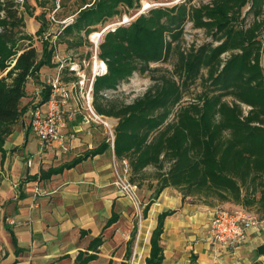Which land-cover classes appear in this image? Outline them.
I'll return each mask as SVG.
<instances>
[{"label":"trees","instance_id":"1","mask_svg":"<svg viewBox=\"0 0 264 264\" xmlns=\"http://www.w3.org/2000/svg\"><path fill=\"white\" fill-rule=\"evenodd\" d=\"M22 1L0 0L1 153L27 111L21 103L28 80L38 79L45 66L56 67L51 38L43 36L44 19L37 18L41 57L33 36L22 31V7L33 16L30 0ZM138 1L84 0V5H92L82 9L62 33L81 38L82 30L121 14L120 5L133 7ZM192 1L152 8L129 26L105 35L100 58L107 73L94 82L93 107L97 114L118 120L115 156L127 159L133 183L138 187L147 183L153 191L144 218L151 203L172 187L183 201L191 198L208 207L230 204L255 210L264 220V0H209L199 5ZM189 22L202 30L204 42L187 40ZM170 59L173 70L152 66ZM135 72L149 73L153 81L143 95L130 103L108 96ZM197 85L201 90L194 94ZM50 94L51 86H45L41 104ZM108 149L111 143L104 141L91 154ZM82 159L43 170L41 178L70 169ZM168 215L159 216L147 264L163 261L161 234ZM12 238L16 245L13 234ZM103 242L102 236L93 239L75 264L96 260Z\"/></svg>","mask_w":264,"mask_h":264},{"label":"crops","instance_id":"2","mask_svg":"<svg viewBox=\"0 0 264 264\" xmlns=\"http://www.w3.org/2000/svg\"><path fill=\"white\" fill-rule=\"evenodd\" d=\"M55 74L42 68L38 79L28 80L22 107L30 116L37 108L48 111L49 100L41 104L43 91ZM75 94L71 110L77 113L71 114L62 130L63 146L41 152L30 122L21 119L6 140L4 153L0 152V264H75L78 254L87 251L99 236L104 242L98 258L89 264H113V251L120 245L124 246L120 264H130L135 246L140 258L136 254L134 264H147L153 231L159 216L166 212L170 215L164 219L161 234V264H264L263 219L247 231L239 247L223 248L210 239L214 207L183 201L172 187L151 203L140 229L131 223L132 200L113 185V166L119 160L112 142L104 137L102 127L84 121L85 101ZM106 118L117 125L112 117ZM104 141L111 143V149L91 154ZM80 157L84 159L76 166L41 178L43 170L59 168Z\"/></svg>","mask_w":264,"mask_h":264},{"label":"rangeland","instance_id":"3","mask_svg":"<svg viewBox=\"0 0 264 264\" xmlns=\"http://www.w3.org/2000/svg\"><path fill=\"white\" fill-rule=\"evenodd\" d=\"M95 0H88V2H94ZM185 0H139L137 3L134 4L133 7H128L126 5H120L119 10H121V14H118L117 16H114L112 18L105 19L104 22L98 23L97 25L93 26V29H85L82 30L80 33L81 38H75L68 35H65L63 30L66 28L65 24L63 23H56L51 19V16L54 12V10L57 8L58 5H60V9L56 12L55 16L56 18H59L60 20H64L65 18L69 16H75L78 18V13L85 9L87 6H91L92 3L84 5V0H30L29 6L32 7L33 10V16L28 15L25 13L24 9L23 14L25 18V25L22 27V31L26 34H30L33 36V43L34 46L37 48L39 52V57L42 55V41L40 37L36 35L37 30L40 27V22L37 18H43L46 22L45 25V33H44V39L50 37V42L53 44V42L57 46V50L60 52L61 55H66L69 60L75 61L80 63V66H82L83 72H87L89 75V72H92L93 67V54L94 50L96 49V46L94 44V40L91 38V34L96 31H103V28H107L108 26L115 25L116 27L114 29L106 30L103 33L102 40L105 37V35L111 31L115 30L120 26H129L133 21H135L140 14L148 13V11L152 8H158V7H172L175 4L182 3ZM18 2L24 3L22 0H18ZM201 2L207 3L209 0H193L192 4L199 5ZM83 6V7H81ZM43 14V16H42ZM75 22V21H74ZM73 22V23H74ZM88 30H92L88 33ZM77 32H75L76 34ZM186 38L189 42H192L193 40L197 43H202L206 40V36L203 34L202 30L194 29L192 28V23L189 22L186 29ZM78 42L81 43V45H78ZM173 62L174 59H170L167 62H163L160 64H153V67L160 66L164 68H168V70H173ZM262 65L264 66V56L262 57ZM43 72H57L56 67L52 66H45L43 67ZM153 84V81L150 77L149 73H139L135 72L127 81L121 83L117 90H112L108 93V96L111 98H116L120 101H123L125 103L132 102L135 98L141 96L146 92V90ZM194 94L199 92L201 90L200 85H197L194 89ZM194 96V95H193ZM191 97H186L187 100H190ZM21 106H24V103H21ZM64 122L65 126L67 128V123L69 122V118L71 114L77 113L74 109L71 110L73 107L72 100L64 106ZM82 110V109H81ZM76 112V113H75ZM73 117V115H72ZM31 116L30 113H26L23 115L21 119H25L24 121L31 122ZM118 122L117 119L112 118ZM21 121V120H20ZM19 121V122H20ZM100 127H102V133L104 137L109 139L112 142L113 135L111 134V130L109 127H107L103 122L98 121L96 123ZM117 124V123H116ZM116 126V125H115ZM31 131V130H30ZM114 134V130H113ZM122 167V160L117 161V165ZM115 166V164H114ZM113 166V168H114ZM151 170V169H150ZM152 171V170H151ZM116 180V178H115ZM114 180V182H115ZM113 185L119 190V188L113 183ZM38 192H40V189H37ZM152 190L149 189V185L145 183L142 187L139 186L138 190V200L140 202V206L137 207L134 202H131V212H130V218L131 223H136L138 228L140 229L141 225L145 223V218L143 216V210L146 205V203L150 200L152 195ZM189 202L197 203L204 205L203 203L192 200L191 198L187 199ZM224 205L225 207L232 209L233 207L229 206L228 204H219ZM207 206V205H205ZM218 206V205H217ZM139 238V232L137 235V239ZM137 244V241H136ZM1 245V243H0ZM135 245V244H134ZM137 248L135 246L133 251V256L130 260V264H134L135 255L137 254L138 259L140 258V254L137 253ZM124 246H118L113 251V256L115 257V260L113 264H120L122 260H124ZM137 264H140V261H137Z\"/></svg>","mask_w":264,"mask_h":264},{"label":"built area","instance_id":"4","mask_svg":"<svg viewBox=\"0 0 264 264\" xmlns=\"http://www.w3.org/2000/svg\"><path fill=\"white\" fill-rule=\"evenodd\" d=\"M59 9L60 5L57 6L51 16L54 22L63 23L65 26H68L75 21V16H69L64 20L56 18L55 14ZM115 27V25H112L103 28L101 32L102 36L104 31L114 29ZM96 33L97 32H93L91 38ZM102 36H98L97 39L93 41L96 49L92 57V72H89V75L87 72H83L80 63L69 60L66 55H61L57 50L56 44L53 42V63L56 64L57 72L49 81V85L51 86L49 108L47 112H43L38 108L31 112L30 128L39 140L41 152L55 145H64L65 137L62 132L65 127L63 118V114L65 113L64 106H66L70 100L76 98V92H78L80 98L85 101L86 114L84 115V121L90 124L101 121L109 127L113 135L112 147L114 150L115 135L113 134V130L115 125L108 118L97 114L93 107L94 82L98 76L107 73V64L100 58V43L102 41ZM97 60L99 66L95 64ZM103 64H105V68ZM121 165L122 167L115 163L114 170L116 180L114 184L119 188L121 193L126 195L137 207H139V187L130 180V167L127 159H123ZM260 222L259 216L253 211L241 207L229 209L224 205H218L214 207L212 213L209 228L210 239L214 244H218L223 248L235 249L245 241L247 231L259 225Z\"/></svg>","mask_w":264,"mask_h":264},{"label":"bare ground","instance_id":"5","mask_svg":"<svg viewBox=\"0 0 264 264\" xmlns=\"http://www.w3.org/2000/svg\"><path fill=\"white\" fill-rule=\"evenodd\" d=\"M96 32H97V33L94 34V35L92 36V39H93V40H96L98 36H101V35H102V33H101L100 31H96ZM95 64H96L97 66H99V62H98V60L95 62ZM103 67L105 68V64H103Z\"/></svg>","mask_w":264,"mask_h":264}]
</instances>
